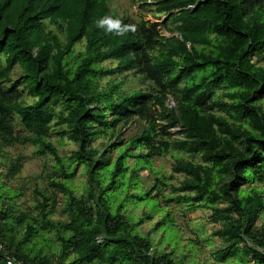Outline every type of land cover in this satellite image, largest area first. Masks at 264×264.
Wrapping results in <instances>:
<instances>
[{
  "label": "trees",
  "instance_id": "16d2710c",
  "mask_svg": "<svg viewBox=\"0 0 264 264\" xmlns=\"http://www.w3.org/2000/svg\"><path fill=\"white\" fill-rule=\"evenodd\" d=\"M132 1L166 19L119 15L112 0H0V138L15 143L17 124L54 168L48 189H33L34 218L6 187L25 158L0 171V264L5 253L25 264H197L170 204L210 211L223 243L212 264H264V0ZM130 76L139 88L126 91ZM54 135L76 149L60 156ZM167 155L177 186L155 169ZM144 171L152 183L140 190ZM57 195L67 221L49 217ZM156 215L155 242L138 229ZM172 229L177 246L168 235L161 248ZM38 230L54 249L37 247Z\"/></svg>",
  "mask_w": 264,
  "mask_h": 264
},
{
  "label": "rangeland",
  "instance_id": "374dc122",
  "mask_svg": "<svg viewBox=\"0 0 264 264\" xmlns=\"http://www.w3.org/2000/svg\"><path fill=\"white\" fill-rule=\"evenodd\" d=\"M147 5L136 4L132 0H112L111 9L117 11L119 15L126 13L127 16L133 17L134 19H139L143 17L146 21L150 23L158 22L162 23L166 16H161L160 18L156 17L154 12L155 7L151 1L146 2ZM161 34L165 37H170V34L161 30ZM81 45L77 46V49H80ZM109 64L106 63L105 66ZM18 74L14 75V78H17ZM110 78H105L102 80V83L109 81ZM115 82L118 81L115 78H111ZM126 91L136 90L139 88V83L136 78L130 76L128 82L123 87ZM28 103H31V100H27ZM173 103L169 100L168 107H172ZM17 122V120H15ZM17 134V140L15 143H9L8 139L0 138V171L5 172L8 168L12 159L17 156H21L24 159L23 168L18 176H16L12 181L6 182L8 191H17L19 194L16 197V207L22 212L29 213L31 218H34L37 215L35 209V202L32 198L33 189L38 190H47V179L51 176L53 168V162L50 156H35L33 152V146L29 142V135L19 132L17 124L15 125ZM123 129V128H122ZM178 129H171L172 137L178 136L175 134ZM124 135L121 139L128 138L134 133L136 129L134 124H130L125 129H123ZM50 141L57 148L60 156L66 157L70 154L71 151L76 149L74 142L70 141L67 138H62L61 140L56 135L51 136ZM95 146L100 148L104 147V142L95 140ZM126 163L131 166L133 163L132 159H128ZM155 169L163 176L170 178V183L177 186L178 181L182 180L183 177L181 174H174L172 176L171 167L173 164V158L170 155L159 158L154 161ZM172 176V177H171ZM86 183V176L79 171L76 175V179L72 182L74 189L78 195L84 193V185ZM139 189L147 190L150 184L152 183V176L148 174L147 171H144L142 177L139 179ZM47 187V188H46ZM49 191V190H48ZM166 191L170 192V188H166ZM166 193V192H165ZM163 203H161L162 205ZM50 206V215L49 217L54 221H67L69 219L66 202L61 198L60 195L54 196L51 200ZM135 206H129L126 213H129L131 217H139L141 213V207L134 208ZM169 209L174 213L175 224L180 228L181 233V242L179 246L182 247L184 252L187 253L186 247L189 242H195L197 245V251H195V263L197 264H212V252L217 248L222 246V242L218 237L212 236V233L219 228V225H213L209 222L210 211L207 209H196V210H187L184 209V206L177 204H170ZM159 215L154 216L152 220L144 222L138 229L142 234H149L151 237H154L155 242L157 241V235L151 233L152 224L158 221ZM38 239L36 241L37 247H43L46 250L48 248H55L53 233L46 230H38ZM162 233V230H160ZM166 235V241L160 247H166L165 244H168L170 237L174 238L177 236V231L175 229L168 230ZM170 235V237L168 236ZM207 241V242H205ZM209 241V243H208ZM176 240H171V248L177 246L175 244ZM178 248V247H177ZM167 251L170 250V247L167 246ZM188 255V253H187Z\"/></svg>",
  "mask_w": 264,
  "mask_h": 264
},
{
  "label": "built area",
  "instance_id": "2783aa9c",
  "mask_svg": "<svg viewBox=\"0 0 264 264\" xmlns=\"http://www.w3.org/2000/svg\"><path fill=\"white\" fill-rule=\"evenodd\" d=\"M0 250L1 251L3 250L2 246H0ZM5 255H6V258H5L6 264H25L22 261L16 260L14 257H12L6 253H5Z\"/></svg>",
  "mask_w": 264,
  "mask_h": 264
}]
</instances>
